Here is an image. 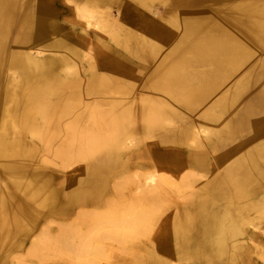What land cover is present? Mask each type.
Here are the masks:
<instances>
[{
	"label": "rangeland",
	"instance_id": "obj_1",
	"mask_svg": "<svg viewBox=\"0 0 264 264\" xmlns=\"http://www.w3.org/2000/svg\"><path fill=\"white\" fill-rule=\"evenodd\" d=\"M114 1L85 0L87 6L81 10L75 0H31L25 11L20 0H0V11L11 3L29 15L46 14L49 27L37 41L26 42L21 35L12 39V50L24 52L32 70H41L46 77L39 83L40 89L33 92V86L23 80L22 71H4L1 82L8 99L0 115V190H13L6 186L10 182L34 180L45 184L54 197L52 204L42 208L31 224L15 235L10 248L8 245L0 250V264H155L165 249V245L154 243L155 233L165 226L167 215L191 213L194 203L205 200L198 201V196L205 197L207 185L215 179L225 180L218 186L230 195L232 213L241 211L236 221L241 223L243 235L229 241L224 264H231L232 255L239 251L244 258L240 256L235 263L264 264V183L250 182L238 197L226 184L229 165L237 158L248 162L244 171L252 179L258 174L264 178V46L248 42L244 58L227 61L225 51L238 50L234 44L226 49L231 44L229 33L215 39L225 45L221 52L220 47L206 48L203 40H194L185 25L190 20L225 24L221 9L264 19V0L180 4L174 3L176 0H154L144 7L139 5L140 0H124L130 4L128 9L119 8ZM136 19L143 22L136 25ZM27 24L28 20L24 21L23 28ZM160 30L171 33L166 47L159 43L163 39ZM124 31L132 38L128 43L135 47L134 54L117 44V37ZM180 48L183 54L175 55ZM151 49L154 55L149 61L135 63L137 73L113 74L127 57H138ZM163 53L175 61L188 62L194 72L217 73V78L208 82L191 76L186 85L171 83L168 74L177 73V69L172 68L175 62L167 71L161 69L158 63ZM214 53L218 54L213 57ZM108 63L110 69L104 68ZM37 64L43 65L42 69L35 68ZM148 76H156L152 78L156 81L147 86ZM247 86L252 88L241 95L240 88ZM70 94L80 97L71 99ZM227 104L232 106L226 112ZM248 109L256 113L243 127L238 125L242 137L237 140L235 136L237 154L232 156L220 152V159H212V151L205 147L194 152L208 155L207 162L190 166L193 160L188 159L186 148L194 140L177 148L164 138L187 123L191 126L186 130L194 132L197 142L208 145L212 130L217 136L228 134L225 125L243 118ZM131 117L137 121L128 122ZM197 118L202 122L223 121L214 127L200 125ZM86 123L94 130H83L81 125ZM104 125L109 127V134ZM160 150H178L179 158L162 163V152L154 154ZM172 166L177 170L169 168ZM29 230L34 232L30 235ZM252 234L260 236L253 239L261 244V254L254 252L253 239H249ZM234 245L244 248L237 250Z\"/></svg>",
	"mask_w": 264,
	"mask_h": 264
},
{
	"label": "bare ground",
	"instance_id": "obj_2",
	"mask_svg": "<svg viewBox=\"0 0 264 264\" xmlns=\"http://www.w3.org/2000/svg\"><path fill=\"white\" fill-rule=\"evenodd\" d=\"M30 1L31 0H24V1L20 0V2L25 5L24 7L25 11L29 7L28 4ZM75 1L78 4V8H81V10L85 9L84 5L88 3V2H85V0H75ZM90 1L101 3V2H109L111 0H90ZM123 1L124 0H119V1L116 0L114 2L117 3L119 8L128 9L130 4L124 3ZM196 1H199V0H176L174 3L177 2L180 4L182 2L189 3V2H196ZM200 1L207 2V3H213L212 0H200ZM153 2L154 0H140L138 3L139 5L141 6L143 5L144 7V6L152 5ZM71 3L69 4L70 6H71ZM10 5L6 10L0 11V115H2V110H3L1 109V107L3 103H5V100L7 101L8 99L7 98L8 93L3 88L2 82H1L6 68H15V69H19L20 71H22L23 80L25 81L26 84H30L31 86H33L32 87L33 92H35V90L40 89L39 83L42 80H44L46 77V74H44L41 70H38V72H34L32 70L33 67L29 63L30 60L24 52L12 50L13 48L12 39L14 36L21 35L24 37L26 42L27 40L30 41V39L32 41H37L43 38L44 34L49 29L48 24L46 23L47 19H45L46 14L41 13V12H34V15L33 13L29 15L26 12H23V9L22 10L19 9L20 8L19 5L18 7L12 6V5L10 6ZM221 10H222V14L220 13V15L224 19L225 24H223L221 21H218V20L217 21L204 20L203 23H200L198 20H193V21L190 20V21H187L185 24L188 27L187 34L192 36L193 39L196 41L203 40V45L206 48H211L213 46L216 49H218L220 47L222 48L221 52H224L225 45L222 46L220 40L216 42L215 39L217 38L220 39L221 37L229 33L228 37L229 39H231L230 40L231 44L228 43L226 45V49H228L230 45L232 46L234 44L238 50H233L234 52L232 53L225 51V60L227 61H231V60L237 61L242 57L244 58L247 55V53L244 51L245 50L244 46L246 47L248 42H255V43H258L264 46V19L255 17V16H249V15L242 14L239 12L232 13V12H226L223 9ZM27 20H28V24L26 25L25 28H23L24 21L26 22ZM129 21L131 22L133 20H129ZM142 22H143L142 20L136 19L135 24L138 25ZM145 24L146 23H143L142 26L144 27ZM230 31H235L238 36ZM121 35L122 36L117 37V41H118L117 44L120 45V48L127 49L126 50L127 53L132 54L133 52L134 54L135 47H132L131 44L129 45L128 43V40L132 41V38H129V32L124 31V34H121ZM161 35H163L162 36L163 39L159 43L163 47H166V43H168V40L171 37V33H165V31H161ZM20 40H23V39H20ZM181 51H182V48L177 49L174 54L182 55L183 53H181ZM164 52H167V50H165ZM144 53L145 54L142 53V55H139L138 57L129 56L126 58L125 61H121L120 67L115 69V71H112L113 74L116 77H119L118 74H123V75L128 74L129 75L130 73H133L134 71H135L134 73H137L139 68L138 70H136L137 64L135 65V63L144 64L147 61H149L154 55V50L151 49L149 50V52L144 51ZM217 54L218 53H214L213 57L214 55H217ZM159 56H160L161 61H159L158 65L161 64L162 70L167 71L169 65L175 62L172 68H173V71H174V68L175 70L177 69L176 70L177 73L168 74V77L171 83L186 85L189 83V79H191V76L194 77V79L199 78L201 80H206L208 82H213L217 78V73H214V72H211V73L201 72V71L194 72L192 70L193 68L189 65L188 62L182 61L178 58H177V61H175V58L173 56L171 57L170 55H165V53ZM42 66L43 65L37 64L35 68L42 69ZM104 68L110 69V63H108L107 66ZM150 77L148 76L146 78L145 80L146 85L149 84L150 81H156V80H152V78H156V76H150ZM251 88H252L251 86H247L246 88H240L239 92L241 93V95H244V94H247ZM20 92H22V90ZM94 93H96L97 95V92L94 91ZM79 97L80 95L77 97V96H73L72 94H70L69 96V98L71 99H75ZM12 105H14V103ZM230 106H232V104L224 105V107L226 108V112ZM10 110H12V107ZM14 111L15 110H13V112ZM255 113L256 111H254L253 109L251 110L248 109V111L244 114L243 118L236 119L232 122H229V124H226L225 127H229L228 134L226 133L227 132L226 128H223L222 131L223 133H226V134L222 136H217L218 133L215 134L216 133L215 130H212L211 135L210 137H208V140H207L208 145L202 142H199V141L197 142L199 138H197L194 132L192 133V130L190 131L186 130V128L191 126V125H188L187 123L185 124V128L180 129V131L175 132L173 134H166L164 135V138L165 139L169 138L172 144L177 148H182L184 144L188 143V141L190 142L191 140H194L195 143L194 144L189 143L190 144L189 147L186 148L187 149L186 152L189 153V155H187L189 157L188 159L193 160V161L190 160L192 162L190 166H194L195 163L198 164V163L207 162L208 155L199 156L198 154H196V152H194V151L203 150L205 147L206 149L209 148V150L212 151L210 152L212 159L214 158L220 159L221 156L218 155L220 152H222L221 154L225 152H229L230 155L232 156L235 153L237 154V148H235V144H238V143H235L236 141L235 139L238 138L237 140H239L242 137L241 134L239 133L240 130H238V127H239L238 125L243 127L242 124H245V122L249 120L251 117H253ZM11 114L13 113L11 112ZM197 120L200 125L206 124L208 126L212 125L214 127L218 125L217 123H222L223 121V120H216V119H205V122H206L205 123V122H202V120H199L198 118ZM132 121H137V120L136 118H133V117L128 119V122H132ZM81 128L83 130L85 129L88 131L94 130L93 126L89 123H86V125L84 124L81 125ZM103 129L106 133L109 134L108 126L104 125ZM119 130H123V128ZM79 133H82V132H79ZM110 133H113V132L111 131ZM235 136H237V138ZM110 138L111 137H109L108 139ZM86 141L87 140H85V143H87L88 145L89 141L87 142ZM6 143L8 144V142ZM5 147L7 146L5 145ZM169 148H172V147H169ZM160 153L161 155L159 157L161 158L162 163H169V162L175 161L176 159L179 158V154H180L178 150H172V151L171 150H160V151L154 152L155 155H159ZM247 163L244 162V160H241V158H237L235 161H233L229 165V168H228L230 172L228 173V176H230V178H228V180L226 181V184L229 185V188L233 189L234 195H236L237 197L241 195L240 193L244 192V190H241V189H244L243 187L249 184L250 182L255 181L257 185L264 183V178L262 174H258L257 177H255L256 179H252L251 176L248 175L244 171V169H247V166H248ZM169 168L176 169L173 166ZM177 168H181V167H177ZM184 171L186 170H183V172ZM190 171H195V170L190 169ZM224 181H222L221 179L211 180L210 185H207V187L209 188V190L212 189L213 192H211V190L210 191L206 190L207 192L205 193V197L201 195L198 196L199 197L198 201L201 200L202 198H205V200L199 203V205H197V202L194 203V205H192L190 208V210L192 211L191 213L186 214L184 216L181 213L172 215L170 217H168L169 215H167L166 219L164 220L165 226L163 222L161 227L162 226L164 227L162 229L157 230V232L155 233L156 235H155L154 243L159 244L157 246L165 245V249L163 251V257L158 256L157 262L155 264H168L174 260L175 261H188V264H196V262H200V263L204 262L205 264L206 263L224 264L225 254L228 248L229 241H234L236 238H239L241 235H243L241 231L242 230L241 223L239 221L238 222L236 221V218L241 214V211H239L237 215L236 213H232L233 210L230 208L228 204L229 203L228 199H230V195L227 194L226 196V194L224 193V190H222V188L220 189L218 186V184H223ZM10 183L6 184V186L13 188V190L12 189L10 190L7 188H3V190H0V229H1L0 230V250L4 249V247H7L8 245L10 248L13 243V240L15 239V235L17 233H20L21 231H24L27 228V226L31 224V221L35 218V216L39 214L42 208H44L48 204H52V201L54 198L51 195V192L49 191V189H47L46 185L43 183H40L39 181H34V180L28 181L27 180L25 182H19V183L17 182L14 184H10ZM12 183H13V179H12ZM14 188L16 189V191L14 190ZM105 189L106 188L104 187V190ZM252 191L255 192V189ZM208 192H210L209 195L207 194ZM250 194H251V191H250ZM233 199L234 201L236 200L235 198H232V201ZM216 201L220 202V204L219 205L216 204ZM261 201L262 199H260V203ZM223 202H226L227 205H223ZM244 219L245 217L242 220ZM245 222H246V219L244 220V223ZM33 232L34 230H29L30 235ZM256 235L257 234H255V236L253 234L252 236L250 235L249 239L252 240L253 237L254 238L256 237ZM258 237L260 238L259 235L256 238ZM254 240L256 241V239H253V242ZM242 248H244V245L240 248H237V250H241ZM260 248H262L261 244H259V242L258 243L254 242V250H255L254 252L260 253V250H259ZM250 252H252V250ZM222 255H224V258L222 257ZM240 256L244 258L242 251H239L238 255H232L231 258L234 257V259L231 260V264H237V262L235 263V261L236 259L240 258ZM242 261L244 262L243 259ZM1 262H3V260H1L0 263ZM239 262H241V260Z\"/></svg>",
	"mask_w": 264,
	"mask_h": 264
}]
</instances>
